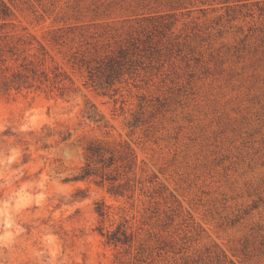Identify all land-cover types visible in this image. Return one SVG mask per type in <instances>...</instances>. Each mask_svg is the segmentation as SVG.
Instances as JSON below:
<instances>
[{
    "label": "rangeland",
    "instance_id": "1",
    "mask_svg": "<svg viewBox=\"0 0 264 264\" xmlns=\"http://www.w3.org/2000/svg\"><path fill=\"white\" fill-rule=\"evenodd\" d=\"M1 1L71 91L0 93V264H264V0ZM71 28L138 30L152 60L105 95L50 44ZM91 142L134 160L75 179ZM120 225L130 243H107Z\"/></svg>",
    "mask_w": 264,
    "mask_h": 264
},
{
    "label": "trees",
    "instance_id": "2",
    "mask_svg": "<svg viewBox=\"0 0 264 264\" xmlns=\"http://www.w3.org/2000/svg\"><path fill=\"white\" fill-rule=\"evenodd\" d=\"M10 16L9 8L0 0V93L10 94L14 90L20 91L24 88H49L51 91H59L61 96L68 94L71 89L66 86L65 81L71 78L61 71L58 65L53 69L47 66L48 58L52 59V56L44 44L36 41L34 37L18 36L11 33L13 30L7 29ZM141 33L134 30L117 40L106 41L102 38L103 41L89 39L85 30L58 29L50 44L66 49H60L59 52L63 53L66 64L72 69L86 73L85 85L101 90L105 95L115 96L119 92V84L137 78L147 66V61L152 60L153 55L148 52ZM86 115L94 122L103 120L102 114L95 110L94 105L86 110ZM139 122L137 117L129 125L135 127ZM87 153L90 161L75 179L97 177L98 169L93 164L109 168L121 160L128 166L135 157L128 145L124 147V152L116 154L101 142H91ZM116 180L115 176L103 174L99 183L108 181V190L111 193L123 195L127 188L124 183L115 184ZM97 211L101 216L106 215L103 203H97ZM100 232L106 237L107 243L128 244L132 240L126 225L108 231L101 228Z\"/></svg>",
    "mask_w": 264,
    "mask_h": 264
}]
</instances>
